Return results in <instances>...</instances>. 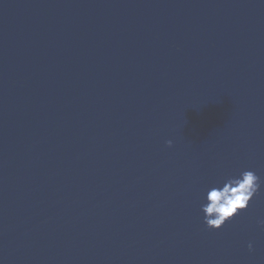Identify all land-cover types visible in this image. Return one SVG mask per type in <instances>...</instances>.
I'll list each match as a JSON object with an SVG mask.
<instances>
[{
    "label": "water",
    "instance_id": "95a60500",
    "mask_svg": "<svg viewBox=\"0 0 264 264\" xmlns=\"http://www.w3.org/2000/svg\"><path fill=\"white\" fill-rule=\"evenodd\" d=\"M0 121L208 264H264V183L201 211L264 181V0H0Z\"/></svg>",
    "mask_w": 264,
    "mask_h": 264
},
{
    "label": "clouds",
    "instance_id": "9594fccd",
    "mask_svg": "<svg viewBox=\"0 0 264 264\" xmlns=\"http://www.w3.org/2000/svg\"><path fill=\"white\" fill-rule=\"evenodd\" d=\"M171 146V141L167 142ZM260 177L252 170H241L226 176L222 181L207 188L201 211L208 228L220 229L225 222L245 210L252 198L260 191ZM264 226V219L258 221ZM252 250V244L248 245Z\"/></svg>",
    "mask_w": 264,
    "mask_h": 264
}]
</instances>
